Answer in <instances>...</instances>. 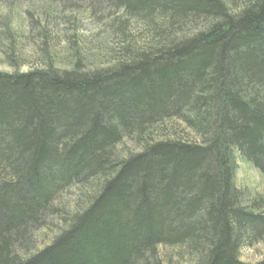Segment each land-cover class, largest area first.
I'll return each mask as SVG.
<instances>
[{"label":"trees","instance_id":"trees-1","mask_svg":"<svg viewBox=\"0 0 264 264\" xmlns=\"http://www.w3.org/2000/svg\"><path fill=\"white\" fill-rule=\"evenodd\" d=\"M82 1L116 38L107 67L88 68L76 42L67 67L0 72V264H163L161 246L247 264L264 198L234 179L238 158L264 177V0ZM9 17L0 38H20ZM55 21L43 10L29 23L46 52ZM125 140L135 152L119 157Z\"/></svg>","mask_w":264,"mask_h":264},{"label":"rangeland","instance_id":"rangeland-1","mask_svg":"<svg viewBox=\"0 0 264 264\" xmlns=\"http://www.w3.org/2000/svg\"><path fill=\"white\" fill-rule=\"evenodd\" d=\"M74 3L79 4L78 9H70L63 3L59 4L51 0H31L27 2L11 0L8 2L9 5L0 4V18L3 19L7 17V14L10 15L8 18V20L10 19V30H16V34H21L20 38L19 36L17 38H0V72L8 74L25 73L36 68L45 67L46 62L50 60L54 62L53 66L67 67L69 61L74 62L71 55L75 52L76 47L74 44L76 42L78 47L87 52L82 54L88 68L107 67V64L112 62V58L118 53V48L113 47L111 44L116 38L105 36L104 26L97 22V16L94 13L93 16L86 12L88 7H86L87 4L84 1L74 0ZM43 10L51 13L56 19L53 22L54 29H51L53 30V38L51 37L50 44L46 48L47 52L44 48L42 49L39 38L35 37V32H32L29 27V23L33 18L39 20V14ZM190 26L193 28L195 24ZM127 32L134 40L145 37L144 32L133 23L128 26ZM8 41H11L14 45V51L17 57L20 58V65L11 67L7 62L5 54H8L9 51ZM105 43H108V45H105ZM106 50L110 52L107 53ZM51 54L54 56L51 57ZM133 147V143L125 140L118 146L117 156L125 157L129 153H134L135 149ZM234 180L237 188L244 193L246 200L264 198V177L251 165L239 158L236 160ZM90 192L92 193V191ZM77 193V189H72L60 199L66 211L72 212L75 209L74 206L79 201ZM53 226H58L55 230L56 233L60 229L59 223L55 222ZM42 234L43 239L37 241V248L44 246V243L46 245L52 231L44 230L41 232ZM157 250L158 257L163 264H195L183 248L161 246ZM262 258H264V244L243 248L239 255V259L247 264H255Z\"/></svg>","mask_w":264,"mask_h":264}]
</instances>
